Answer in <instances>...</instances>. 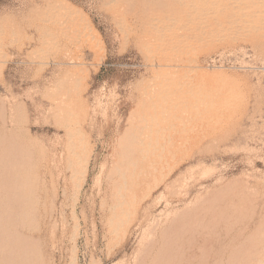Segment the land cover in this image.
<instances>
[{
  "label": "rangeland",
  "instance_id": "1",
  "mask_svg": "<svg viewBox=\"0 0 264 264\" xmlns=\"http://www.w3.org/2000/svg\"><path fill=\"white\" fill-rule=\"evenodd\" d=\"M0 138L37 264H264V0H0Z\"/></svg>",
  "mask_w": 264,
  "mask_h": 264
},
{
  "label": "bare ground",
  "instance_id": "2",
  "mask_svg": "<svg viewBox=\"0 0 264 264\" xmlns=\"http://www.w3.org/2000/svg\"><path fill=\"white\" fill-rule=\"evenodd\" d=\"M1 133H2V131H1ZM3 133H6V132H4L3 131ZM9 134V133H8ZM2 136V135H1ZM3 137V136H2ZM11 137L13 138L14 136H12L11 135ZM15 138V137H14ZM12 140V139H11ZM3 142H6V139L4 140V138H0V148L2 147V148H8L7 146L5 147L4 146V144H2ZM14 142V141H13ZM12 142V143H13ZM4 146H2V145ZM17 144V143H16ZM24 144H25V142H24ZM23 144V145H24ZM150 144V143H149ZM10 145V144H9ZM26 145H28L29 146V144H27L26 143ZM15 146V145H14ZM18 146H20L19 144H18ZM25 146V145H24ZM27 146V147H28ZM26 147V146H25ZM30 147V146H29ZM15 148H17V146L15 147ZM19 148L20 147H18V152H19ZM130 148V147H129ZM164 148V147H163ZM4 149H3V153H1L2 151V149L0 150V161L2 162V161H4V163L6 162V163H8V167H6L7 168V170L6 171H8L7 173H8V176L9 175H11V176H13V173H12V171L13 170H21V166L23 165V163L21 164V166H20V163L18 162V160H17V157H16V155L15 154H11V153H7V152H4ZM32 150L31 149V147L30 148H27V152H30V151H28V150ZM9 150V149H8ZM7 150V151H8ZM17 150V149H16ZM23 150V149H22ZM25 151V149L23 150V152H25V154L27 153ZM145 151V149H143V148H139V147H137V146H133L132 148H130V150H127V152H126V157H125V159H124V162H123V164H124V168H123V178H121L119 181H117L116 182V185L117 186H119L121 189H123V188H126V187H129L128 186V184H129V181H130V178L132 177V176H134V175H137L138 173H140V174H142V175H146L145 174V171H147L146 169V167H144V165H143V162H144V158L142 157V156H138V157H136V158H134L133 157V153L135 152V153H143ZM17 152V151H16ZM22 152V153H23ZM33 152V151H32ZM17 154V156H18V154L19 153H16ZM24 153H23V155H25ZM29 154V156H30V154H33V153H28ZM28 154H26V156L28 155ZM20 155H22L21 154V152H20V154H19V156ZM144 155V154H143ZM26 156H25V160H26ZM32 156V155H31ZM34 156V155H33ZM24 157V156H23ZM22 157V158H23ZM21 158V160H22V162H24L23 161V159ZM31 158V157H30ZM29 157L27 158V159H30ZM91 158V157H90ZM32 159V158H31ZM27 162H30V160L29 161H27ZM72 163V162H71ZM142 163V164H141ZM0 164H3V163H0ZM25 164V163H24ZM31 164V163H30ZM88 164H89V159L87 158V160H86V163H85V165H84V169H85V172H87V168H88ZM4 165V164H3ZM5 165H7V164H5ZM26 165V164H25ZM23 168H24V165L22 166ZM1 168V167H0ZM11 169H12V171H11ZM16 170V171H17ZM5 171V172H6ZM112 171V170H111ZM4 172V171H3ZM11 173V174H10ZM5 174V173H4ZM112 174V173H111ZM114 174V173H113ZM7 175V174H6ZM11 176H10V179H13V178H11ZM0 177H1V175H0ZM114 177H115V175H114ZM114 177H113V179H114ZM4 178V177H3ZM38 178V177H37ZM9 179V180H10ZM23 179V178H22ZM116 179V178H115ZM1 180V179H0ZM36 180V179H35ZM12 181V180H11ZM114 181V180H113ZM0 182H2L3 183V181H0ZM85 182V181H84ZM115 182V181H114ZM6 183V182H5ZM112 183V182H111ZM3 185H4V183H3ZM77 185V184H76ZM0 187H1V189H2V187L3 186H1L0 185ZM6 187H9L10 189H12L13 191H14V196H12L13 195V193H11L12 195H9L10 197H8V198H6L5 196L7 195H5V196H0V197H4L5 199H7L6 200V202L5 201H3L2 199V201L3 202H5L6 204H2L3 205V207H1L2 205L0 204V207L1 208H3V212H4V214L6 213H8V215H10V217L13 219V218H15L14 219V221L16 222V220L18 219V218H25V217H30V215L28 214V213H26V212H24V208H25V205L26 204H28L29 202H30V198L32 197V195H33V192L32 191H30V190H27V191H29V193L27 194V195H23V197L22 198H18V196L16 195V194H20L22 191H24L25 189H27V188H29V187H31V184L29 183V182H25L24 180H21V177L19 176H17L16 177V181H13V182H11V183H6L5 184V189H6ZM113 187V186H112ZM4 188V187H3ZM38 190V189H37ZM81 190V189H80ZM6 191H7V189H6ZM6 191H4V189H3V192H6ZM120 191V190H119ZM118 191V192H119ZM3 192H1V194L3 193ZM7 192H9V189H8V191ZM6 192V193H7ZM10 193V192H9ZM152 193V192H151ZM0 194V195H1ZM127 194L128 193H126V192H122L121 191V194H119L117 197H118V199L116 200V202H115V205L113 206V208L116 206H119V205H122L123 203H124V199L126 198V196H127ZM38 196V195H37ZM77 197V196H76ZM11 198V199H10ZM36 198V197H35ZM36 200V199H35ZM2 202V203H3ZM0 203H1V201H0ZM36 203V202H35ZM111 205V204H110ZM4 206H6V207H4ZM110 207V206H109ZM0 208V209H1ZM22 209V210H21ZM26 209V208H25ZM32 210V209H31ZM127 213V212H126ZM1 214H3L2 212H1ZM8 215H5V216H8ZM2 216L0 215V218H1ZM3 218V217H2ZM7 218H9V216L7 217ZM10 220V219H9ZM179 220V219H178ZM0 221H2V224H3V221H5V220H1L0 219ZM7 221V220H6ZM9 223H7L8 225L7 226H9V224H12V223H10V221H8ZM17 224H18V222H16ZM116 223V222H115ZM1 224V223H0ZM1 224V225H2ZM4 225H5V223H4ZM12 225H14V222H13V224ZM7 226H4V227H6V229L4 230V228H3V230L0 232V234H2V238H4V240L3 239H1L0 238V240L2 241L3 240V242L1 243L0 242V244H2V246H1V252H0V264H37L38 262L36 261V258H35V255H36V253H35V251H34V248H33V246H32V244H31V242H27L26 241V237H24V236H22V234H21V232H19V231H16V232H14V231H10V230H12V229H10V227L9 228H7ZM14 227V226H13ZM24 227V226H23ZM15 228V227H14ZM26 227H24V229H25ZM204 228V227H203ZM8 229V230H7ZM10 229V230H9ZM27 229V228H26ZM25 229V230H26ZM195 229V228H194ZM14 230H17V228H15ZM24 230V231H25ZM30 240H32V239H30ZM33 241H36V240H33ZM35 243L37 244V242H34V245H35ZM263 244V243H262ZM40 248V247H39ZM258 248H259V246H258ZM263 248H264V246H263ZM164 250H166V249H164ZM258 251V250H257ZM164 252V251H163ZM162 251L160 252V253H163ZM166 253V252H165ZM164 253V254H165ZM160 255V254H159ZM166 255V254H165ZM171 255H173V254H171ZM149 256V255H148ZM157 256V255H156ZM158 257V256H157ZM160 257V256H159ZM166 258H168V257H166ZM159 259V258H158ZM169 260H170V258H169ZM185 260H186V258H185ZM263 260V259H262ZM42 262V261H41ZM40 262V263H41ZM258 263H259V260H258ZM257 263V264H258ZM72 264V263H71ZM243 264V263H242ZM248 264V263H247ZM260 264V263H259Z\"/></svg>",
  "mask_w": 264,
  "mask_h": 264
}]
</instances>
